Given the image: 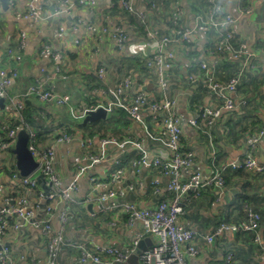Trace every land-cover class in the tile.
<instances>
[{"label":"crops","instance_id":"0c3cea01","mask_svg":"<svg viewBox=\"0 0 264 264\" xmlns=\"http://www.w3.org/2000/svg\"><path fill=\"white\" fill-rule=\"evenodd\" d=\"M29 0H8L9 11L0 4V68L14 69L18 78L8 90V99L4 103L0 125L11 112L9 99L23 101L29 98L31 105L45 113V119L32 126L37 132L36 142L39 148L54 147L56 153V172L63 185L73 177L74 165L89 166L77 183V191L67 201L60 203L65 212V237L82 244L86 249L96 246L112 247L127 252L136 233L142 230L139 223L128 225L125 214L117 206L106 209L105 203L97 201V194L108 190H125L126 195L119 203H135L139 208H153L161 198L154 192L153 182L158 181L162 187L169 177L155 168L133 166L135 157L133 149H120L113 143L101 147V143L114 139L122 142L127 139L142 140L148 159H164L167 152L163 146L147 138L145 129L157 137L158 124L153 121L145 106L142 109V123L130 120L126 113L117 108L106 112L104 119L88 122L85 126L66 124L69 120L80 124L83 119L74 121L69 108L75 113L106 104L108 98L101 93L104 86L98 81L96 68L98 60H104L109 66L107 76L112 83L124 73L132 76L131 93L144 92L150 101L159 100L161 94L156 81L144 66L152 53V44L147 43L142 29L133 18L119 6V0H96L95 8L88 10L74 7L69 15L51 18V11L57 0H39L37 6L42 8L43 22L26 21L17 15L25 11ZM135 9L145 12L148 22L161 33H169L170 14L180 9L179 26L192 30L189 44L171 46L174 53L173 67L168 78L166 96L176 101L175 113L182 127L181 149L191 154V164L181 170L182 179L198 174L202 181L210 178L217 168L225 163L241 161L253 155L258 163L264 165V137L260 140L254 154L250 152L248 140L264 123V0H220L224 11L234 18L231 29L234 32V45H244L245 54L234 60L229 53H209V49L221 39L220 33L210 30H197L198 17H204L208 0H133ZM151 5H154L152 7ZM249 10V12H247ZM85 22L96 20L112 26L130 22L134 24L127 33L120 67L113 70L116 60L113 48L108 41L103 42L100 55L95 54L92 36L81 31L79 43H73V34L69 31L75 19ZM62 21L66 27L65 38L55 37L57 24ZM24 33V46L21 49L20 33ZM48 45L60 53L58 61L49 55H40L43 46ZM13 50L20 60L8 57V50ZM201 64L206 65L202 69ZM60 72L55 73V67ZM233 76H239V83L233 100L245 101V106L235 108L233 112L218 120L209 130L193 127L189 121L203 107H217L221 100L209 88V82L226 84ZM40 83L47 90L51 86L60 96L69 97V105L57 107L53 102L42 104L34 96L26 95L29 87ZM32 110V108H30ZM36 110V109H35ZM58 131L73 136V140L63 144L54 143ZM91 139L90 148H81L79 140ZM99 156L97 163L91 164L88 155ZM16 159L12 151L0 154V186L5 193L15 197L23 196L30 205L37 204L39 214L43 213L44 203L37 192L18 186L13 175ZM224 188L220 191L212 187L185 193L188 200L183 205V213L178 222L201 234H210L220 222L237 223L250 208L260 217L256 234L264 241V173L252 171L222 172ZM91 179L104 186L93 190ZM131 187L129 190L128 188ZM52 191V189L50 190ZM91 196L90 200L88 197ZM245 197V198H244ZM18 223L11 221V223ZM57 215L53 224L58 226ZM17 230L9 229L3 243L9 248L17 264H46L45 238L40 236L28 223L21 222ZM252 233H224L207 245L196 241L198 254L190 260L191 264H223L226 254L233 255V264H264V251L253 242ZM155 238L144 234L134 254L129 255L123 263L104 259L101 264H141L139 254L149 248ZM79 252L64 247L58 255L59 264H78ZM22 258V259H20Z\"/></svg>","mask_w":264,"mask_h":264},{"label":"built area","instance_id":"2783aa9c","mask_svg":"<svg viewBox=\"0 0 264 264\" xmlns=\"http://www.w3.org/2000/svg\"><path fill=\"white\" fill-rule=\"evenodd\" d=\"M39 0H29L25 11L17 16L32 22H43L46 20L42 16V8L37 6ZM96 0H57L51 11V18H62L69 15L74 7L92 10L95 8ZM118 6L129 14L134 22L139 26L145 36L146 42L152 44V53L146 59L144 66L146 71L154 77L157 88L161 94L159 100L150 101L144 92L131 93L132 76L124 73L121 78L111 83L107 76L109 66L103 59L98 60L96 76L98 81L104 86L101 93L108 98L106 104L97 105L91 109H85L75 113L69 108V113L74 121L85 117L87 111H94L101 107L105 112H110L117 108L126 113L127 117L137 123H142V109L147 106L153 121L158 124V136H152L146 129L147 138L160 143L167 152L164 159L154 157L148 159L147 150L142 140L127 139L122 142H116L114 139L106 140L101 143V147L107 143H113L120 149H133L135 157L132 160L133 166H142L144 168H155L163 175L169 177V181L160 186L158 181L153 182L154 192L161 196L153 208H139L135 203H119L121 198L126 195L125 190H108L97 194V201L105 203L106 209H113L120 206L125 214V222L128 225L139 223L142 230L136 233L132 244L127 252L112 247L96 246L92 250L86 249L82 244L65 237V212L60 208V203L71 198L77 191V183L81 176L88 170L89 166L75 164L72 180L63 185L56 172V153L54 147L39 148L36 142L37 132L24 123L22 101L9 99L11 112L6 115L5 120L0 125V154L13 150L17 133L24 130L28 134V150L34 161L37 163L36 171L28 177H21L19 174L13 175V179L21 188L37 190L34 177L42 174L45 178V185L51 184L52 191L48 194L42 191L37 192L38 198L43 201V213L39 214L38 205H30L23 196L15 197L5 193L4 187L0 186V264H17L14 261L9 248L3 243L9 229L17 230L21 222L28 223L33 230L45 238L46 264H59L58 255L64 247L78 250V264H101L104 259L111 263H123L129 255L134 254L138 248L139 241L144 234H149L155 238L154 243L139 254L141 264H191L190 260L197 256L198 249L196 241L201 240L205 244H212L217 237L224 233H252L253 242L264 251V241L256 234L260 217L250 208L245 209V214L237 223L220 222L212 228L210 234H201L196 229L185 227L178 222L179 216L183 213V205L188 201L185 193L194 190L198 195V189L212 187L217 190L224 188V179L222 172L225 169L234 171L248 170L256 174L264 173V165L258 163L253 155L247 156L244 160L225 163L221 168L215 169L212 176L202 181L198 174L182 179L181 170L191 164V154L185 153L181 149L182 127L179 117L175 113L176 101L166 96L168 88V78L170 70L173 67L174 53L171 46L177 44H189L192 37V30L179 26V18L182 15L180 9H175L170 14L169 33H161L155 29L147 19L145 12L135 9L133 0H119ZM154 7V5H151ZM249 12V10H247ZM234 18L227 14L220 0H209L208 8L204 17H198L197 30L208 32L214 30L220 33L222 39L209 53L217 52L222 55L229 53L232 59L237 60L245 54L244 45L238 43L234 45V32L231 27L234 24ZM134 24L127 22L106 26L96 20L85 22L81 19H75L69 27L73 34V43H79V34L81 31L89 33L94 39L95 54L100 55L103 42L108 41L113 48V57L116 60L113 70L120 67L121 56L127 42V33L132 30ZM66 27L60 21L54 31L55 37L65 38ZM24 33H20V45L24 46ZM9 59L19 61L20 56L9 49ZM40 55H49L54 61H58L60 53L52 50L50 46L45 45L40 51ZM202 69H206L205 64H201ZM60 72V67H55V73ZM18 78V72L14 69L0 68V99H8V90L15 79ZM239 83V76H233L226 84L209 82L211 91L217 94L221 103L217 107H203L198 110L196 115L189 121L193 127L202 128L207 132L218 120L229 115L239 106H245V101L233 100L232 94H235ZM26 95L34 96L40 103L47 104L53 102L57 107H66L69 105L68 96H60L54 92L51 86L45 90L40 83H36L28 88ZM3 110L0 109V115ZM264 137V123L256 132L251 134L248 140V146L251 153L254 154L260 140ZM73 140V136L63 131H58L54 135V143L59 145ZM81 148H90L91 139L79 140ZM91 164L99 162L100 158L96 155H88ZM90 183L93 190L104 186L102 183L91 179ZM129 190L131 187L128 188ZM91 196L88 197L90 200ZM57 215L58 226L53 224V218ZM17 221L18 223H11ZM22 259V258H20ZM223 264H233V255L226 254Z\"/></svg>","mask_w":264,"mask_h":264},{"label":"water","instance_id":"95a60500","mask_svg":"<svg viewBox=\"0 0 264 264\" xmlns=\"http://www.w3.org/2000/svg\"><path fill=\"white\" fill-rule=\"evenodd\" d=\"M8 0H0V4L3 10L9 11V7L7 5ZM4 108L3 100L0 99V109ZM106 116V112L103 108L98 107L94 111H87L85 117L83 118L80 124L73 123L69 120H63L66 124L74 125L77 127L85 126L88 122H94L99 119H104ZM28 134L21 130L17 133L16 142L14 148L12 150L16 163L15 168L18 174L21 177H28L35 173L37 168V163L34 161L30 151L28 150ZM36 184L44 190V193L48 194L51 190V184L45 185V178L42 174H38L34 177Z\"/></svg>","mask_w":264,"mask_h":264},{"label":"trees","instance_id":"16d2710c","mask_svg":"<svg viewBox=\"0 0 264 264\" xmlns=\"http://www.w3.org/2000/svg\"><path fill=\"white\" fill-rule=\"evenodd\" d=\"M208 3H209V0H208ZM22 102L24 104V110H23V113H22L23 119H24V123L28 127H30L31 129H33L32 126H34L35 124L37 125L38 122H40L43 119H45V117H46L45 113H44L43 110H41V108L37 111V108L35 106L31 105V102L29 101V98H27V99L24 98V100ZM30 108H32V110H30Z\"/></svg>","mask_w":264,"mask_h":264}]
</instances>
